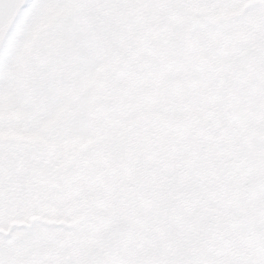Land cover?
<instances>
[{
  "label": "snow or ice",
  "instance_id": "1",
  "mask_svg": "<svg viewBox=\"0 0 264 264\" xmlns=\"http://www.w3.org/2000/svg\"><path fill=\"white\" fill-rule=\"evenodd\" d=\"M0 264H264V0H0Z\"/></svg>",
  "mask_w": 264,
  "mask_h": 264
}]
</instances>
